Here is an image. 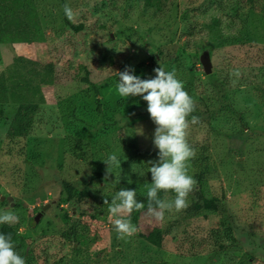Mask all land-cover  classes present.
<instances>
[{
  "label": "rangeland",
  "instance_id": "obj_1",
  "mask_svg": "<svg viewBox=\"0 0 264 264\" xmlns=\"http://www.w3.org/2000/svg\"><path fill=\"white\" fill-rule=\"evenodd\" d=\"M63 1L37 0L47 43L0 42V73L24 56L38 68L52 62L56 74V83L42 88L45 101L25 141L12 147L6 140L16 104L0 116V211L17 214L12 226L33 240L26 264H234L245 254L264 264V65L243 62L241 45L255 29L264 31V0H160L151 7L142 0H65L77 14L70 24ZM205 50L212 74L200 59ZM160 65L176 72L196 102L189 174L197 181L196 147L205 148L208 170L186 209L165 211L163 219L147 210L136 234L118 239L104 200L121 183L150 184L158 159L147 102L118 94V72L130 66L147 79ZM113 153L121 168L106 177L103 159ZM63 181L75 187L72 198L62 193ZM174 196L168 191L163 199ZM204 198L224 207L239 249L219 248L229 235L218 227L222 207L196 209ZM155 227L163 230L161 247L139 235Z\"/></svg>",
  "mask_w": 264,
  "mask_h": 264
},
{
  "label": "clouds",
  "instance_id": "obj_2",
  "mask_svg": "<svg viewBox=\"0 0 264 264\" xmlns=\"http://www.w3.org/2000/svg\"><path fill=\"white\" fill-rule=\"evenodd\" d=\"M65 16L71 21L77 15L69 4L62 6ZM153 78L142 79L126 66L118 72L116 85L121 97L141 96L147 102V112L156 125L153 144L158 149V159L151 162V183L147 188L148 210L156 219H163L165 211L177 212L188 207V196L197 185L189 174V161L195 157V150L187 140L190 124L199 122L193 116L196 102L185 90V84L175 71L165 70L161 65L154 69ZM231 75L239 77V70ZM235 82V81H234ZM191 120L189 121V117ZM142 134V131L139 132ZM103 162L107 165L106 177L113 168H121L117 154L108 155ZM131 183V181H129ZM161 191H172L174 199H161ZM109 212L114 217L113 225L118 239H126L136 234L137 227L132 223L131 213L144 208L143 202L136 199V190L121 188L109 202ZM19 216L12 211H0V224H15ZM0 264H26L25 258L16 251L10 235L0 233Z\"/></svg>",
  "mask_w": 264,
  "mask_h": 264
},
{
  "label": "trees",
  "instance_id": "obj_3",
  "mask_svg": "<svg viewBox=\"0 0 264 264\" xmlns=\"http://www.w3.org/2000/svg\"><path fill=\"white\" fill-rule=\"evenodd\" d=\"M146 6H155L160 0H142ZM65 3V0L63 1ZM41 10L39 8L37 0H0V42L1 43H34L44 44L47 43V33L41 23L40 18ZM240 17V15H238ZM65 21L70 24V21L65 17ZM75 29L82 28L83 24L78 26L72 25ZM264 34L262 29H255V32H251L246 41L241 43L242 49H244L243 62H251L252 64L264 65V44L260 42V36ZM37 61L24 56H17L13 60L12 68H9L7 72L0 73V116L5 114V107L8 104L15 103L16 109L12 114L8 129L6 131L7 144L12 147L18 143V141H25L30 135L34 123L35 116L39 111L41 103H43L44 95L42 94V88L48 85H54L56 82L55 69L52 62H49L46 66L38 68L36 66ZM84 81L89 82L88 76H83ZM227 83H225L226 85ZM188 92V90L185 88ZM189 93V92H188ZM226 107L225 109H227ZM197 108H195V111ZM194 111V112H195ZM192 113V115L194 114ZM191 117V116H190ZM189 117V118H190ZM200 151V157L196 158L195 163L198 168L196 175L197 182L201 183L205 179L208 166L206 164V158L203 153L204 147H196ZM11 148L9 147V150ZM22 153V152H21ZM134 183H121L117 187V192L121 188H129L136 190V199L143 202L144 208L140 211H133L131 213V220L134 225H138L139 218L142 213L148 210L147 200V188L144 186H136ZM62 193H67L69 198H72L75 194V187L66 181H63ZM167 192L161 191L159 197L164 198ZM222 207L221 220L218 222V227H225L229 232L227 242L220 243L219 248L221 250H234L239 249V240L233 235L232 227L229 225V215L226 216L224 207L218 203L217 198H204L203 204H196V209H219ZM220 211V210H219ZM214 236H218V228L212 230ZM0 233L10 235L15 246L16 251L24 258L28 254V246L32 243V239L20 234L14 229L12 225L0 224ZM141 239L145 242L161 247L164 241L163 230L161 227H155L148 233L139 234ZM217 239V237H216ZM84 239L83 242H86ZM33 251V250H32ZM41 261V258L39 257ZM43 259L41 264H61L60 261L48 263ZM234 264H255L252 258H249L247 254L243 255Z\"/></svg>",
  "mask_w": 264,
  "mask_h": 264
},
{
  "label": "water",
  "instance_id": "obj_4",
  "mask_svg": "<svg viewBox=\"0 0 264 264\" xmlns=\"http://www.w3.org/2000/svg\"><path fill=\"white\" fill-rule=\"evenodd\" d=\"M200 59H201V62H202V65H203V68H204V71L206 74H212L213 71H214V67H213V64H212V60H211V55H210V52L209 51H203L201 56H200ZM5 199H7L8 201L12 200V196H1V200L4 201ZM50 204H46L45 206H43V210H45L47 207H49ZM41 213L37 214L36 216V220L39 219V215Z\"/></svg>",
  "mask_w": 264,
  "mask_h": 264
}]
</instances>
